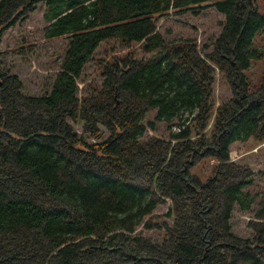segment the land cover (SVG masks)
I'll return each instance as SVG.
<instances>
[{
	"label": "trees",
	"instance_id": "16d2710c",
	"mask_svg": "<svg viewBox=\"0 0 264 264\" xmlns=\"http://www.w3.org/2000/svg\"><path fill=\"white\" fill-rule=\"evenodd\" d=\"M40 2L44 37L68 41L40 96L23 94L0 52V264H264V201L248 223L252 240L231 232L234 208L249 211L254 197L244 191L250 167L229 154L235 141H264V75L246 74L264 56L255 46L264 5L0 0V38ZM207 6L224 17L210 52L157 30L159 17ZM108 40L149 55L100 60L101 84L79 97L77 80ZM216 70L231 97L214 109ZM151 114L176 128L167 139L145 136ZM206 158L202 179L192 169ZM167 201L170 223L154 213ZM142 223L162 229L159 242L132 235Z\"/></svg>",
	"mask_w": 264,
	"mask_h": 264
},
{
	"label": "rangeland",
	"instance_id": "374dc122",
	"mask_svg": "<svg viewBox=\"0 0 264 264\" xmlns=\"http://www.w3.org/2000/svg\"><path fill=\"white\" fill-rule=\"evenodd\" d=\"M258 1L260 5H264V0ZM45 11V4L37 3L32 12L20 17L14 25L5 29L0 38L1 62L11 74L18 76L22 83V92L27 96H40L49 92L68 41L66 37L53 39L44 37L45 28L49 24L44 19ZM262 11L264 12V8ZM223 19L222 14L207 6L197 9L195 13H169L159 17L157 30L166 40L194 39L199 51L204 54L210 52V44L219 34L220 22ZM255 46L262 49L264 53V40L257 39ZM129 50H134L138 58H145L149 55L141 51L139 44L127 45L118 40L101 43L77 80L78 96H85L86 92L92 91L94 87L101 84L103 76L100 65H98L100 60L107 61L112 56H121ZM246 74L253 81L261 78L264 75V56L260 60L252 61ZM215 77L214 109L231 97V89L219 75L218 70H216ZM148 120L153 121L155 129L147 128L145 136L156 135L167 139L170 132L176 129L173 125L154 121L153 114ZM76 129L80 132L78 126ZM107 136V131L101 127L100 140H104ZM229 154L232 161L250 167L252 175L244 191L254 197L249 211H242L237 206L234 208L230 219L231 232L241 238L252 240L253 232L248 223L264 201V141H257L253 138L246 141H235L230 146ZM212 163L213 160L206 158L196 165L192 172L204 179L209 174ZM168 207L169 201L156 207L154 213L158 214V221L171 222V218L164 215ZM161 234V228L146 229L143 223L132 233V235H140L154 242L160 241Z\"/></svg>",
	"mask_w": 264,
	"mask_h": 264
}]
</instances>
